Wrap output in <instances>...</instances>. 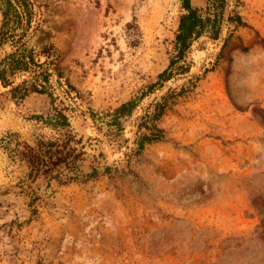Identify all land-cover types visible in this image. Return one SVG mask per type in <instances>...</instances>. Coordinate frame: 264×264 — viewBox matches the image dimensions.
I'll return each instance as SVG.
<instances>
[{"label": "rangeland", "instance_id": "1", "mask_svg": "<svg viewBox=\"0 0 264 264\" xmlns=\"http://www.w3.org/2000/svg\"><path fill=\"white\" fill-rule=\"evenodd\" d=\"M35 1L27 47L54 56L47 83L21 77L43 94L14 101L0 87V264H264V0H226L251 29L223 21L220 41L200 37L178 64L187 73L162 84L179 0ZM180 88L154 122L162 138L139 150L148 106ZM58 110L68 127L52 129ZM66 132L83 155L65 185L27 180L2 140L59 143Z\"/></svg>", "mask_w": 264, "mask_h": 264}, {"label": "trees", "instance_id": "2", "mask_svg": "<svg viewBox=\"0 0 264 264\" xmlns=\"http://www.w3.org/2000/svg\"><path fill=\"white\" fill-rule=\"evenodd\" d=\"M179 1L182 13L178 17L173 37V54L166 67L156 75L155 83L162 84L168 81L172 77V71H176L177 74L187 73L188 67L178 64L184 62L192 44L203 36L210 41H215L221 32L226 0H205L201 8L192 6L189 0ZM38 8L39 4L35 0H0V87L5 89L14 101H20L32 93H44L43 87L22 79V76L29 75L31 80L40 79L45 83L49 76L45 65L51 64L53 59L52 47L42 46L35 51L26 44L27 36L30 33L34 34L39 28L36 18ZM224 22L234 24L236 28L251 29L238 15L232 16L229 11L226 13ZM255 36L260 47L264 49V39L259 38L256 33ZM41 57L43 61L39 60ZM19 78L20 80L15 82ZM154 84L146 88V94H140V97L125 101L114 108L109 115L110 125L120 128V119L131 115L137 106V101L153 92ZM186 92L184 88H180L174 94L171 90L172 95L168 96V93L161 96L159 101L148 106L152 108V111L150 113L146 111L142 122L137 125L138 129L144 127L147 131V134H143L136 143L139 150L143 144L156 142L162 138L161 131L154 122L163 114L167 105L174 103L175 97L184 95ZM171 98L174 99L173 102L170 101ZM49 125L52 129L68 127L67 117L62 110L56 111L53 123L49 122ZM63 135L59 143L37 140L34 146L23 141L12 140L16 137L14 133L7 134L2 140L5 142L4 149L7 157L25 166L27 180L33 182L42 178L47 184L55 182L58 185H65L79 179L77 162L82 160L83 152L82 147L76 149L70 146L71 143H78L74 135L70 132ZM11 143L13 146L10 147ZM95 173L92 168L91 172L85 176L92 178Z\"/></svg>", "mask_w": 264, "mask_h": 264}, {"label": "water", "instance_id": "3", "mask_svg": "<svg viewBox=\"0 0 264 264\" xmlns=\"http://www.w3.org/2000/svg\"><path fill=\"white\" fill-rule=\"evenodd\" d=\"M226 2H227V1H226ZM226 13H227V11H226V7H225V10H224L223 15H222V21L225 20V18H226ZM217 39H218V41H220V39H221V38H220V35L218 36ZM55 77L58 78L56 74H55ZM173 82H174V80H171V81L169 82V84H171V83H173ZM89 120H90V119H89Z\"/></svg>", "mask_w": 264, "mask_h": 264}]
</instances>
